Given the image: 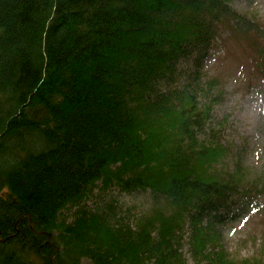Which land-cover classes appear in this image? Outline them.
I'll use <instances>...</instances> for the list:
<instances>
[{"label":"trees","instance_id":"trees-1","mask_svg":"<svg viewBox=\"0 0 264 264\" xmlns=\"http://www.w3.org/2000/svg\"><path fill=\"white\" fill-rule=\"evenodd\" d=\"M233 1L0 0V264H187L186 234L226 264L210 243L264 175L230 163L219 77L178 81L216 45L264 80V21ZM111 186L150 202L87 203Z\"/></svg>","mask_w":264,"mask_h":264},{"label":"rangeland","instance_id":"rangeland-1","mask_svg":"<svg viewBox=\"0 0 264 264\" xmlns=\"http://www.w3.org/2000/svg\"><path fill=\"white\" fill-rule=\"evenodd\" d=\"M232 4L238 11H257L264 21V0H234ZM222 33L223 37L228 35L226 30ZM236 53L231 56L221 45L211 47L198 65L194 59L185 64L178 83L192 78L197 66L209 76L219 77L224 90L220 100L214 103L213 115L216 120H223L222 136L232 151L230 163L240 159L250 167V178L255 179L264 175V80L257 79L247 88L246 57L241 51ZM263 182L264 177L257 187L261 188ZM110 197L118 200L120 213L131 221L150 202L147 192H120L117 186H111L103 191L95 188L87 203L95 206ZM243 200V206L234 207L230 213L237 215L219 224V240L210 245H215L216 250L224 249L228 259L226 264H252L254 259L264 264V192L254 191ZM248 200L250 204L247 206ZM186 235L182 249L187 264H208L193 255ZM82 264L91 262L84 258Z\"/></svg>","mask_w":264,"mask_h":264}]
</instances>
